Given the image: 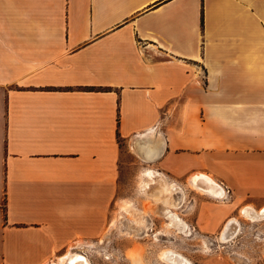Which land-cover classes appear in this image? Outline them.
Here are the masks:
<instances>
[{
    "label": "crops",
    "instance_id": "obj_1",
    "mask_svg": "<svg viewBox=\"0 0 264 264\" xmlns=\"http://www.w3.org/2000/svg\"><path fill=\"white\" fill-rule=\"evenodd\" d=\"M124 154L225 194L197 232L261 210L264 0H0V264L99 238Z\"/></svg>",
    "mask_w": 264,
    "mask_h": 264
},
{
    "label": "rangeland",
    "instance_id": "obj_2",
    "mask_svg": "<svg viewBox=\"0 0 264 264\" xmlns=\"http://www.w3.org/2000/svg\"><path fill=\"white\" fill-rule=\"evenodd\" d=\"M147 169L154 170L136 162L128 154L122 156L108 224L99 238L82 239L96 243L92 248L80 249L83 254H88L89 257L84 255L91 264H135L137 261L139 264H165L159 259V253L171 248L193 264H264V219L251 222L238 213L239 232L224 241L218 238L221 230L197 232L192 222L199 202L196 194L200 193L192 187L180 186L184 199L180 206L168 207L189 225V233L183 235L166 228L167 219L162 210L164 205L154 204L152 197L159 183H152L145 190L142 186V173ZM151 186H155V189L152 190ZM174 195L176 198L180 196ZM263 207L259 209L264 210ZM248 209H242L244 214Z\"/></svg>",
    "mask_w": 264,
    "mask_h": 264
},
{
    "label": "bare ground",
    "instance_id": "obj_3",
    "mask_svg": "<svg viewBox=\"0 0 264 264\" xmlns=\"http://www.w3.org/2000/svg\"><path fill=\"white\" fill-rule=\"evenodd\" d=\"M143 176V189L148 188V186L152 183L158 182L159 187L156 188V191L152 193L153 197V203H161L162 204V210L163 214L166 217V228L174 229L176 232L181 233L183 235H187L189 233V225L182 219L180 218L175 212H173L168 206H180V203L182 202L183 196H184V191L183 188H181L179 185L176 183H172L166 179V177L160 173H157L151 169L144 170L142 173ZM157 183V186H158ZM189 186H191L194 190L199 192L202 195H209L212 196L216 199H223L225 198V194L218 190V187H214L217 190H211L210 188H202L197 185H194L190 181L188 182ZM217 186V185H216ZM153 187V186H151ZM151 189V188H150ZM155 189V186L152 188V190ZM147 190V189H146ZM146 192V191H145ZM152 192V191H151ZM149 193V192H148ZM174 194H179L180 196L178 198L175 197ZM211 197V198H212ZM214 199V200H216ZM184 201V200H183ZM223 202V201H222ZM153 204V205H154ZM157 205V204H156ZM167 205V207H166ZM177 208V207H176ZM173 209V208H172ZM161 210V209H160ZM246 214H244L243 210L240 211V213L244 216V218L248 219L251 222L257 221L258 219L262 220L264 219V210L260 211H253L252 208L248 209ZM153 212H156L155 209H153ZM131 214V213H130ZM237 220L236 218H230L225 226L223 227L220 235H219V240L224 241L229 238H233V236L239 232L238 228L239 226L237 225ZM131 228V227H130ZM169 233V232H168ZM156 240L157 235L154 236ZM96 245L94 242H87V241H82L78 240L70 245L68 248L69 252V260H61L63 263L62 264H90L89 260L87 259L86 255H84L80 249L83 247H88L92 248ZM159 259L165 263V264H193L191 261L186 259L181 253H179L176 250L171 249H165L162 250L159 253ZM135 262V261H134ZM135 264H139V261L135 262Z\"/></svg>",
    "mask_w": 264,
    "mask_h": 264
},
{
    "label": "built area",
    "instance_id": "obj_4",
    "mask_svg": "<svg viewBox=\"0 0 264 264\" xmlns=\"http://www.w3.org/2000/svg\"><path fill=\"white\" fill-rule=\"evenodd\" d=\"M203 79H205V74H204V73H202V80H203ZM224 199H225V198H224Z\"/></svg>",
    "mask_w": 264,
    "mask_h": 264
},
{
    "label": "water",
    "instance_id": "obj_5",
    "mask_svg": "<svg viewBox=\"0 0 264 264\" xmlns=\"http://www.w3.org/2000/svg\"><path fill=\"white\" fill-rule=\"evenodd\" d=\"M237 225H238V222H237Z\"/></svg>",
    "mask_w": 264,
    "mask_h": 264
}]
</instances>
